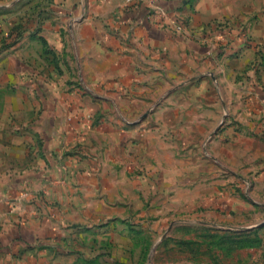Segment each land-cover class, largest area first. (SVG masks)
Returning a JSON list of instances; mask_svg holds the SVG:
<instances>
[{
  "label": "crops",
  "instance_id": "1",
  "mask_svg": "<svg viewBox=\"0 0 264 264\" xmlns=\"http://www.w3.org/2000/svg\"><path fill=\"white\" fill-rule=\"evenodd\" d=\"M252 1L0 0V264H38L39 246L62 232L122 217L128 194L156 197L138 167L193 155L203 164L208 137L218 160L216 116L242 104L232 94L222 103L220 84H236L252 50L237 40L246 55L219 58V40L240 33L219 23L246 22ZM255 94L229 129V157L252 139L245 116H264Z\"/></svg>",
  "mask_w": 264,
  "mask_h": 264
},
{
  "label": "rangeland",
  "instance_id": "2",
  "mask_svg": "<svg viewBox=\"0 0 264 264\" xmlns=\"http://www.w3.org/2000/svg\"><path fill=\"white\" fill-rule=\"evenodd\" d=\"M250 6L246 22L236 18L219 23L232 29L236 25L240 31L219 40L215 47L219 58H243L246 53L237 40L252 50L235 76L236 84H220L222 97L241 96L242 104L235 116L225 109L216 116L213 134L221 137L218 160L210 157L208 137L203 164L194 162L193 155L138 167L140 175L156 183V197L141 191L137 201L128 194L122 217H107L105 224L92 228L75 227L80 232L70 238L62 232L60 242L39 246L47 256L38 264H264V131H256L264 130V116L256 113L260 110L245 116L251 127L245 133L252 139L236 149V157L228 156L225 145L234 134L229 129L244 122V116L234 119L243 112V104L249 98L253 101L257 92L264 95V0H253ZM214 70L211 76L223 77ZM148 115H124V121L131 125V118L142 122ZM247 147L251 156H244ZM169 169L171 178L165 179L162 173ZM151 170L154 175L148 176ZM168 187L170 193H163Z\"/></svg>",
  "mask_w": 264,
  "mask_h": 264
},
{
  "label": "built area",
  "instance_id": "3",
  "mask_svg": "<svg viewBox=\"0 0 264 264\" xmlns=\"http://www.w3.org/2000/svg\"><path fill=\"white\" fill-rule=\"evenodd\" d=\"M129 2H131L132 0H128ZM160 10H162L160 7H158ZM174 25L176 26V30L179 31V29L183 28V22H181L178 18L173 20Z\"/></svg>",
  "mask_w": 264,
  "mask_h": 264
}]
</instances>
